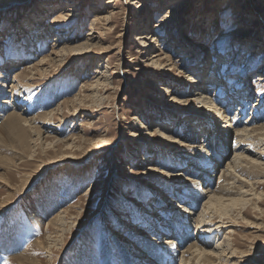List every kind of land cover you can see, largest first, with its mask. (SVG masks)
Instances as JSON below:
<instances>
[{
  "label": "rangeland",
  "instance_id": "rangeland-1",
  "mask_svg": "<svg viewBox=\"0 0 264 264\" xmlns=\"http://www.w3.org/2000/svg\"><path fill=\"white\" fill-rule=\"evenodd\" d=\"M235 1L220 17L228 0H0V86L6 85L4 92L8 94L13 80L17 86L7 96V110L2 112L0 107V205L7 200L11 206L0 216V264H133L127 252L139 255L132 244L138 239L128 232L127 224L130 221L148 229L149 224L138 222L134 216L150 211L149 201L153 199L156 201L151 204L160 210L161 219L184 206L192 212L187 216L188 227L185 219H174L181 221L192 240H179L180 252L171 264H180V256L195 236L211 241L205 248L220 246L218 249L225 250L223 257L214 260L217 264H264V194L258 209L249 204L242 211L240 206L220 213L209 210L206 216L201 215L208 195L198 203L186 195V199L173 198L167 208L157 205L161 197L156 184L175 177H167V171H181L173 183L185 186L188 176H207L191 170L192 165L181 170L190 163L181 159L183 153L202 143L204 149L196 151L209 150L216 155L220 151L206 140L211 124L206 118L195 119L204 116L200 107L186 101L195 96L201 80L208 77L210 84L212 78L221 83L206 86V94L221 113L228 110L229 117H240L242 127L260 124L249 119L257 110L261 117L257 115L255 120L260 121L264 111V80H257L258 75L264 78V0ZM70 7L74 11L69 19L53 24L55 14ZM236 18H243L239 25L233 22ZM142 32L153 35L146 39L149 46L137 39ZM253 42L258 45L251 49ZM63 46H75L77 52H63L61 56ZM197 51L203 54L200 59ZM43 58L48 59L46 65L38 67ZM152 59H160L164 65ZM34 63L37 65L28 67ZM12 66L16 70H10ZM190 74L198 83L188 81ZM162 86L170 87L171 92ZM223 87L239 89L238 103L228 107L227 96H221ZM238 104L244 106V115L235 114ZM24 108L23 115L31 116L36 121L33 126L40 127L42 133L39 137L37 131L27 130L26 143L2 128L11 111L22 112ZM53 109L56 113L48 119L38 117ZM190 122L197 127L193 139L186 135ZM156 125H166L162 138L170 135L181 139L176 148L162 139L159 131L149 133L152 128L155 132ZM232 126L224 137L228 148L220 151L225 159L219 160L224 165L242 149ZM53 137L55 141L49 144ZM263 138L258 135L243 144L245 149L256 148L262 153L258 160L261 165L248 163L229 182L219 179L213 158L206 157L213 165L209 171L214 174L207 177L212 179L210 189L224 184L233 190L229 197H239V189L251 188L248 182L260 180L256 189L264 193ZM250 141L254 147L248 145ZM161 149L174 155L165 160L161 157V161L157 152ZM248 149L246 153H250ZM155 165L160 169L154 173L160 178L150 179ZM183 185L179 188L182 195L189 193ZM145 204L150 207L145 208ZM198 217H205L204 227L202 223L196 226ZM168 225L172 232L176 230L173 223ZM163 234L172 237L170 230H162L157 238ZM37 238L42 240L36 242ZM86 243L89 247L80 257V248ZM11 244L14 246L9 249ZM88 256L90 262L81 260ZM207 262L204 264H214Z\"/></svg>",
  "mask_w": 264,
  "mask_h": 264
},
{
  "label": "bare ground",
  "instance_id": "bare-ground-1",
  "mask_svg": "<svg viewBox=\"0 0 264 264\" xmlns=\"http://www.w3.org/2000/svg\"><path fill=\"white\" fill-rule=\"evenodd\" d=\"M109 2H111V0H109ZM236 1L235 0H228V2L224 5L223 7V11L222 13L220 14V17H222L224 15V12L226 11V9H229V8H233L232 6H234L233 4H236L235 3ZM73 7H70L69 9H60L56 14H55V18L53 19L54 21L53 24L58 21V20H63V19H66L73 14V12L71 11H74L72 9ZM100 18V17H98ZM241 19L243 18H236L233 20L234 23L238 24V21H241ZM244 21H242L243 23ZM58 23V22H57ZM51 24V25H53ZM239 25V24H238ZM243 25V24H242ZM246 25V24H245ZM237 26V25H235ZM35 28V27H34ZM248 28L250 27H246V30H248ZM27 30V29H26ZM25 30V31H26ZM144 30V29H143ZM38 32V31H37ZM245 32V31H244ZM150 38H153V35H150V33H147V32H142L140 34H138V37L137 39H141V40H145L143 41V45L144 46H149L148 44V41L146 39H150ZM39 40V39H38ZM58 40V39H57ZM150 43V42H149ZM252 47L251 49H254V47H256L258 44H250ZM44 49V48H43ZM197 49V47H196ZM63 52H67L68 55H70L71 53H74V52H77V47L73 46V47H62V49L60 50V55L63 56ZM196 53V52H195ZM198 53V54H197ZM196 53V57H199V59L203 56V54H199V52L197 51ZM158 55H154V57H156ZM153 57V58H154ZM52 60V59H51ZM50 60V61H51ZM153 60V59H152ZM48 59L46 58H43L42 60H40V62L38 63V67L39 65L41 66H44V64L46 65ZM155 62V64H159L160 66L164 65L163 62L160 60V59H157V60H153ZM9 62V61H8ZM52 62V61H51ZM54 62V61H53ZM30 64V63H29ZM56 64V63H55ZM221 63H219V66H220ZM37 63L35 64H32V65H29L28 67H31V66H36ZM210 65V64H209ZM9 66V65H8ZM7 66V67H8ZM208 66V64H207ZM218 66V68H219ZM27 67V66H26ZM16 70V67L15 66H12L10 70L13 71V69ZM204 68H206V65H204ZM41 69V68H40ZM199 69V68H198ZM198 69L195 68V70L199 71ZM7 70V69H6ZM43 70V69H42ZM41 70V71H42ZM9 71V70H7ZM2 71H0V76L2 75L1 74ZM11 72V71H10ZM100 73V71H99ZM20 74V73H19ZM44 74V73H43ZM42 75V74H41ZM204 75H206V73H204ZM246 77H248V75H245ZM15 77V76H14ZM205 77V76H204ZM16 78V77H15ZM231 79V78H230ZM246 79V78H245ZM245 79L244 82L246 81ZM264 80V78L262 77V75H258V78L257 80ZM196 80V77L193 75V74H190L189 77H188V81L192 82H197L198 81H195ZM211 80H213V82H211L210 84V78H205L204 79V82L203 80H201V87L198 89V91L196 93H193V96L192 99H189L186 100L187 101V104L191 103V104H195L198 108L200 107V111L201 113H204V116H198L197 118L195 119H198V120H202L204 118L207 119V122H208V125L211 126V129L208 130V132L206 133L208 135L207 139L209 143L215 145V148L216 149H220V151H223L224 150H221L222 148H225L227 149L228 147H226L227 145V141L224 140V137H225V134H227L228 132H230V130L233 128L232 125H234L235 127V132H236V140H238V143H241V146L240 148L241 151L239 153H236L235 154V159H233V161H229L227 162V164H222L221 161L219 160V158H223L225 159V157L223 156L224 153L222 152H218L217 150V155L215 152H211V151H205V153H203L202 151H196L195 149L196 148H199V149H204V146H203V143L196 146L194 144L193 147H191L190 150L187 151L186 154L183 153V157L184 158H181L183 159L184 161H187L188 159V163L187 164V167L186 166H183L184 169H181V170H187L188 167H190L192 165L193 169L191 168V170H198V171H201V174L202 175H207L206 177H203L201 179H198V178H192L190 176H188L186 178L187 180V186L181 184V183H178V184H174L173 182L174 181H178V176H181L183 173L181 171H177V172H170V171H167L169 173H167V177H170V175H174L175 177L174 178H166V180H163V181H160V186L159 184H156V188L158 189V195H160L161 199L159 202H157V205L159 204L160 206H165L166 208L168 207V205L171 203V200H174L173 198L175 199H186V195H189L187 197L191 198V200L195 203H198V200L204 196V195H208L209 196V199L207 200V202H205V207L206 210H203V213L201 216H206V212L210 210L211 213H218L219 211H222L223 209L225 210H228V211H232L235 207H239L240 206V210L242 211L243 208H245V206L247 205H254L253 207L255 208H259V204L258 202L260 203V199L262 200L263 198V194L261 191L258 192L257 189H256V185L259 184L260 180L259 181H254L252 180V182H248L247 184H249L251 186V188H241L239 189L238 193H239V197H229L228 196V192L229 191H233L231 189L230 186H227L225 187L224 184H221L219 185V187L216 188V190H213V189H210V185L211 184V181L212 179L209 180V178L207 177H212L214 173H212V171H209L210 169H212L211 167L213 166L211 163H209L208 161L209 160H206L205 158L206 157H209L210 159L213 158L211 160V162L214 163L215 168L217 171L220 172V176H219V179H222L224 181H228L231 180L232 178H234L238 173L242 172L243 170H245L246 168H244L243 166H247L248 163H250L251 166H255L256 165L258 166V164L261 162H259L258 160H260L259 158L261 157L262 153L261 152H258V151H255L256 148H254V150L250 149V147H247L249 148L248 152L250 153H246L247 152V148L245 149L246 144H244V141L246 142L247 139H255L256 136L260 135V136H264V111L263 113H261L262 115V118H259L260 121H257L255 120L258 115V112L254 111L255 115L249 119V120H252L254 119V121L260 123L259 125H248V123L244 124L245 126L242 127L241 123H240V117H229V111L227 110H224L223 112L224 113H221V111L219 110L220 108L216 107L215 106V102L212 100V97L211 96H208V94H206V92L208 91L207 87L206 86H211L212 84H216V85H219L218 84V81H216L214 78H212ZM14 81V80H13ZM12 81V84L9 86L11 88V92H9V94L7 93V91L5 90L4 92V89H5V86H0V107H1V110L2 112L3 111H6L8 106L6 105L7 103H9V99H7V96H10V93L12 92H15L16 91V84ZM247 83V82H246ZM260 83V82H259ZM203 84V85H202ZM226 85V84H225ZM248 85V84H247ZM30 86V85H29ZM35 86V85H34ZM218 86V87H219ZM246 88V87H245ZM249 88V87H248ZM162 89L163 90H167L169 92H171L170 90V87H167V88H164L162 86ZM219 88H217L218 90ZM224 91L223 93L221 94L222 95H225L227 96V99H226V102L228 103V107L230 106H233L232 104L234 103H238V90L236 92V89H230V87H223ZM18 90V89H17ZM86 89H84L83 91H85ZM243 90V89H242ZM251 90V89H250ZM12 95V94H11ZM264 96V94H263ZM6 97V98H5ZM51 97V96H50ZM10 98V97H9ZM15 98V97H14ZM176 98V97H174ZM16 99V98H15ZM50 99V98H49ZM247 100V99H246ZM237 101V102H236ZM34 102V101H32ZM15 103H17V101H15ZM31 103V101H30ZM42 103V102H41ZM244 103V102H243ZM259 103V102H257ZM257 103H255V105H258ZM14 105H17V104H14ZM13 105V106H14ZM27 105V104H26ZM12 106V107H13ZM34 106V104H33ZM238 110L235 112V114L238 112L240 113L239 115H244V110H242L244 108V106L242 107V104H238ZM222 107V106H220ZM246 107V106H245ZM26 108V107H25ZM23 109L22 112H12L9 113L6 117V119L3 121V125H2V128H5L6 131H8L10 133V135L14 136L15 135L18 137V140L21 142L23 141V143H26L27 141L26 140V136H25V132L27 130H32L33 131H37L38 134H39V137H41V131H40V127H37V126H33V123L36 122L33 120V118H28V117H25V115H23V112H25L26 109ZM33 108V107H32ZM32 108H30L29 106V109L31 110ZM224 108V107H223ZM235 108V107H234ZM237 108V107H236ZM13 109V108H12ZM35 109V108H34ZM33 109V111H34ZM28 110V109H27ZM230 110V109H229ZM242 110V111H241ZM199 111V112H200ZM32 113V111H31ZM56 113V109L54 110H49L48 112L46 113H43L41 115H37L38 117H42L43 119H48V117H51V115L55 114ZM237 113V114H238ZM2 114V113H1ZM30 114V113H29ZM27 115V114H26ZM161 116V115H160ZM163 116V115H162ZM251 116V115H250ZM260 116V113L259 115ZM261 117V116H260ZM161 118V117H160ZM159 118V120H160ZM167 118L163 117L161 118V120H165ZM170 120H172L170 118ZM42 121V120H41ZM44 122V121H43ZM45 123V122H44ZM143 123V122H142ZM46 124V123H45ZM203 124V123H202ZM180 127H181V123H179ZM188 125V124H187ZM240 125V126H239ZM168 126V125H167ZM189 127V130L188 132H186V135L191 139H193V132H195V129H197L196 126L192 125V122H190V125H188ZM204 126V125H203ZM187 127V126H186ZM154 128H156L155 132H152L151 130H148L150 131L149 133L151 134H156V132H160L159 133V136L162 138L166 135V132H164L162 129H165L166 128V125H163V128H158V125H156ZM182 129L185 128V126H182L181 127ZM5 131V130H4ZM169 135V134H168ZM205 135V134H204ZM211 135V136H210ZM221 137H220V136ZM256 135V136H255ZM210 136V137H209ZM213 140L211 141V137H213ZM167 137V138H166ZM165 138H162V139H165L168 143H170L172 145V148H176L175 147V144L177 141H180L181 139H174L172 136H166ZM205 137V136H204ZM56 137H53L51 138V142L49 144H53V142L55 141ZM226 139V137H225ZM264 139V138H263ZM59 140V139H58ZM56 140V142L58 141ZM55 142V143H56ZM63 142V141H62ZM66 142V141H65ZM64 142V144H65ZM70 142V141H68ZM243 142V143H242ZM186 144L188 145V143L186 142ZM186 144H183L185 145L184 147H186L187 145ZM237 144V143H236ZM244 144V145H243ZM251 144L253 145L252 147H254V144L253 142L250 141V143H248V145ZM68 145V144H67ZM71 145V144H70ZM69 145V146H70ZM73 145V144H72ZM247 145V146H248ZM258 145V143H257ZM76 146V145H75ZM68 147V146H67ZM163 147V146H162ZM213 147V146H212ZM255 147H258L256 146V143H255ZM71 148H73L71 146ZM79 148V147H78ZM171 148V149H172ZM239 148V149H240ZM260 148V147H258ZM80 149V148H79ZM236 149V148H235ZM234 149V150H235ZM176 151V150H175ZM158 154L160 155L159 156V159L162 161V158L165 159H170L172 157V153H167L166 151H164L163 149L161 150H158L157 151ZM238 152V151H237ZM68 153L72 154L73 152L70 150L68 151ZM75 153H73L72 155L74 156ZM210 154V156H209ZM212 154V155H211ZM215 155V156H214ZM186 158V159H185ZM234 158V157H233ZM208 159V158H207ZM182 160V161H183ZM173 161V160H171ZM200 161V162H199ZM180 162V161H179ZM179 162H176V163H179ZM226 162V161H225ZM174 163V162H173ZM183 163V162H182ZM264 163V162H263ZM261 165V163H260ZM180 166H182L180 164ZM205 167V168H202ZM209 166V167H207ZM264 167V166H263ZM154 171H151L149 172V176H150V179H157L155 177H159L157 175V173H154L156 172V170L160 169L158 167V165H155L152 167ZM210 168V169H209ZM151 169V167H150ZM190 169V168H189ZM188 169V170H189ZM260 169V168H259ZM202 175H200V177H202ZM235 175V176H234ZM199 177V178H200ZM209 182H208V180ZM242 179V178H241ZM200 180V181H199ZM208 182V186L204 188L203 184ZM223 182V181H222ZM226 183V182H225ZM230 184V183H229ZM180 185H183L184 188L189 191V193L187 192H184L182 195L181 193H179V188H180ZM228 185V184H227ZM258 186V185H257ZM203 187V188H202ZM169 189L171 192H169ZM144 189H142L141 191H143ZM166 190L168 192H166ZM11 195V194H10ZM263 195V196H262ZM206 198V197H205ZM145 199V198H144ZM188 199V198H187ZM151 201H156V199H153ZM151 201H149V205L145 204V208L148 206L150 208H154L153 210L151 209L150 211H144V216L140 217L135 213V216L134 218H137V221L138 222H142V223H147L149 224L148 225V229L144 228L145 230H143L142 228H139L137 226H134V224H132V222L129 221V224H127V229L129 228V233L131 234L132 237H137L136 239H138V241H133V247L135 249V251L137 252V254L139 253L138 256H132V253L130 254L129 252H127V255L129 257V260L132 261V263L134 264L136 261H141L140 264H162L163 263V260L164 259H167L165 262L166 264H171L170 262H174L177 260V256L179 254L180 251L179 248H180V245L181 242L179 241L180 239H182V241L184 242L183 239L186 240V238H188V240H192V236H188L189 234H187L186 232L183 231V228H182V224H181V221L178 220V219H185V223L186 221H188V218L187 216H190V213H192L191 211H189L187 209V206H184L182 207L181 209H177L176 211H174V214H171L170 212L167 213V217H162L161 213H160V210L159 209H155V207L151 204ZM170 201V203H168ZM166 205H164L165 203ZM9 203L10 201L8 202L7 200L4 201V204L0 205V216H3V214L7 213L6 209H10L9 208ZM179 203V202H178ZM2 206L6 207L8 206L7 208H2ZM171 206V205H170ZM204 209V208H203ZM223 210V212H224ZM246 210V209H245ZM244 210V211H245ZM263 210V209H262ZM166 211V210H165ZM10 212V211H9ZM221 212V213H223ZM263 212V211H262ZM220 213V212H219ZM226 213V212H225ZM227 214V213H226ZM225 214V215H226ZM12 215V214H11ZM180 215V216H179ZM5 216V215H4ZM13 216V215H12ZM60 214L53 217L51 219V221L49 222L50 225L51 223L53 224L55 221H57L56 219L60 218ZM179 216V217H177ZM67 217V216H66ZM139 217V219H138ZM243 217V216H242ZM178 218L177 220H174ZM205 218V217H204ZM203 218V219H204ZM244 218V217H243ZM39 219V218H38ZM78 219V218H77ZM169 219V220H168ZM195 219V218H194ZM201 219L200 217H198L196 219L197 221V225L196 226H200V224L202 223L204 227L206 224H204V222L206 220H203ZM7 220V219H6ZM19 220V219H18ZM112 220V219H111ZM40 221V220H39ZM18 222V221H17ZM174 224L175 226V231L173 230V232L171 231V229H169L168 227H170L168 225V223L172 226V223ZM38 223V222H37ZM3 224V223H2ZM15 224V223H14ZM211 225V224H210ZM12 226V225H10ZM14 226V225H13ZM140 226V225H139ZM186 227H188V224L186 223L185 225ZM221 226V225H220ZM224 226V225H223ZM228 226H233V225H228ZM185 227V228H186ZM227 226L225 225L224 228H226ZM159 228V229H158ZM200 229V228H199ZM203 229V228H202ZM117 230V229H116ZM162 230L163 231H166V230H170V232L172 233V237H167V235L165 234H168V233H165L163 234L164 237H161V238H157V236L159 235H162ZM210 230V229H209ZM6 231V230H5ZM188 232V231H187ZM1 233V232H0ZM128 233V234H129ZM12 234V233H11ZM10 234V235H11ZM196 235V234H195ZM199 235V234H198ZM3 236V235H2ZM64 237V235H62ZM201 237V236H200ZM200 237H196L195 236V239L192 241H189L188 245H186V249L183 251L182 255L180 256L181 257V261H180V264H194L192 263V260H195V261H201L204 260L205 262L206 261H211V263L213 262L214 264H217L214 260H217V259H220L221 258V254H224V251L225 250H220L218 248H213V249H209V248H205L204 245H209L211 241H209L208 239L204 240V239H201ZM124 239V238H123ZM42 239L41 238H37L36 242H40ZM65 240V238H64ZM124 241V240H123ZM3 243V242H2ZM17 242L15 241V244ZM44 243V241H43ZM14 244V243H13ZM13 244L9 245V249L12 248V246H14ZM35 244V243H34ZM177 244V246L175 245ZM180 244V245H179ZM4 245H1V247H3ZM38 246V244H37ZM89 247L88 243L84 244L83 247L80 248V257L82 256L81 254H84L86 252V249ZM179 247V248H178ZM45 248V247H44ZM50 248V247H49ZM221 248V247H220ZM8 249V250H9ZM51 249V248H50ZM15 250V249H14ZM220 251V252H219ZM113 252V251H112ZM114 254V253H113ZM88 255V254H87ZM91 255V254H90ZM131 255V256H130ZM116 256V255H115ZM140 256H143L140 260ZM23 256H19V258H22ZM78 257V256H76ZM139 259H137V258ZM223 257V256H222ZM2 258V257H1ZM90 256H88V259H84L82 258L81 260L82 261H86V262H90ZM37 261V260H36ZM75 261V260H74ZM117 261H120L117 259ZM203 261V262H204ZM204 262V263H205ZM207 262V263H208ZM36 263V262H35ZM95 263V262H93ZM203 263V264H204ZM26 264V263H25ZM68 264V263H67ZM70 264V263H69ZM77 264V263H76ZM90 264V263H89ZM92 264V263H91ZM102 264V263H101ZM110 264V263H109ZM117 264H123V263H119L117 262ZM174 264V263H173ZM196 264V262H195ZM210 264V263H208Z\"/></svg>",
  "mask_w": 264,
  "mask_h": 264
}]
</instances>
